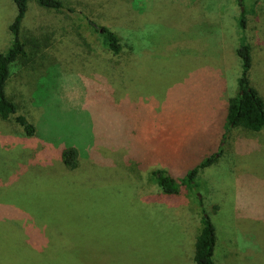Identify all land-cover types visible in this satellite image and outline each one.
I'll use <instances>...</instances> for the list:
<instances>
[{"label":"rangeland","instance_id":"obj_1","mask_svg":"<svg viewBox=\"0 0 264 264\" xmlns=\"http://www.w3.org/2000/svg\"><path fill=\"white\" fill-rule=\"evenodd\" d=\"M63 1L61 10L28 1L27 56L9 68L6 95L35 130L27 135L14 116L0 117V264L18 262L20 242L54 251L44 240L49 223L68 229L65 264H195L199 199L214 226V264H264V219L245 218L264 204L248 178L235 177L264 173V137L234 127L232 138L227 124L241 44L264 101V0ZM81 11L118 36L126 66L103 57L108 49ZM15 12L12 0H0V52ZM179 125L189 131L178 148L183 174L161 168L159 145L162 130ZM260 143L246 155L222 154ZM69 147L76 169L60 161ZM218 150L195 186L181 184ZM157 169L174 175L177 193L149 184Z\"/></svg>","mask_w":264,"mask_h":264},{"label":"trees","instance_id":"obj_2","mask_svg":"<svg viewBox=\"0 0 264 264\" xmlns=\"http://www.w3.org/2000/svg\"><path fill=\"white\" fill-rule=\"evenodd\" d=\"M15 5V15L8 25L10 33V45L6 50L0 52V117L9 119L14 116V121L24 129L27 135L34 133V126L22 114H17V104L13 102L5 92L6 81L9 76V68L13 61L17 58L27 56L26 43L22 39L21 29L24 23L29 0H12ZM37 3L47 9L61 10L67 8L63 0H36ZM71 10V8H69ZM83 16L91 24V27L101 37V43L106 46L108 53L103 57H107L113 67L117 65L126 66L128 61L123 57L121 44L118 36L109 28L98 23V21L88 17L85 12ZM239 24L245 27L243 12H241ZM248 44H241L237 49V54L241 59V72L237 79L236 95L229 98L227 106V124L230 127H241L253 132H259L264 129V101L259 92L250 84L249 70L251 67V52ZM222 150H218L204 158L198 165L191 168L182 178L181 184L193 187V182L198 170L206 167L214 162L221 154ZM77 150L73 147L66 148L61 152V161L66 168L74 169L77 167ZM153 178L166 194H175L178 192L179 183L173 179L163 169H157L151 173ZM198 215L201 227L194 241L193 260L195 264H214L212 255L214 247V226L210 218L205 214L201 206V199L198 200ZM57 227V229H55ZM68 233V229L61 227L57 223H49L46 228L45 235H52L47 240L55 246L54 251H49L41 244L32 245L30 247L25 242H20V249H17L16 264H65L64 258V242L63 236ZM35 256L38 257L35 258ZM34 259V260H32ZM69 261V260H67ZM12 264V263H11Z\"/></svg>","mask_w":264,"mask_h":264},{"label":"crops","instance_id":"obj_3","mask_svg":"<svg viewBox=\"0 0 264 264\" xmlns=\"http://www.w3.org/2000/svg\"><path fill=\"white\" fill-rule=\"evenodd\" d=\"M235 128L234 127L233 128L229 127L230 130L233 129L231 131V133H233V134H230L232 138H236L237 137L236 136V132H235ZM185 129L187 130V128H185ZM182 130H183V127L180 126V125H179L178 128H173V132H167L166 130H162L161 138H159L160 139L159 145H160L161 155H162V157H161L162 158V160H161V168H164L165 170H167V171H169L171 173L172 172L176 173V174H178L177 172H180V174H183L184 171H185L184 168L183 169H177L180 166L179 165L180 161H178L177 159L180 156L178 148L181 146L182 136H184L186 134H189L188 130L187 131H182ZM247 131H248V134L245 136L246 138H253V137L256 136V135H253L254 132L251 133L252 131L251 132H249V130H247ZM256 133H257V135H260V136L262 135L264 137V129H262L261 131L256 132ZM259 140H260V142H262L261 138H259ZM256 145L257 146L251 147L249 150H247L246 148L245 149H243L242 147L238 148V147H235V145L231 144V145L227 146V148L225 149V151H223L222 154H230L231 156H242L245 153V155H246L247 153H251V152H253V150H255L256 148L261 146V143L260 144H256ZM155 148H157V146ZM61 152H60V154H61ZM60 161H61V158H60ZM254 161H255L254 168H257V166L259 165L258 161H256V160H254ZM61 163H62V161H61ZM78 165H79V160H78V157H77V166ZM193 167H195V166H193ZM76 168H74V169H76ZM203 168H205V167H203ZM203 168H200L198 170V173L196 174L197 176L201 174V171L204 170ZM235 168L237 169L238 167L236 166ZM258 168H259V166H258ZM145 175H147L146 179H149L150 175H148V172L145 173ZM172 176H174V175L172 174ZM177 176H179V175H177ZM235 177L236 178L238 177L237 179H238L239 182L240 181H245L244 179L248 178V181L246 180V182H243V184H247V186L250 185V187L252 188V189H250L251 190L250 193L251 194L254 193L253 195H254V197H256V199H254V200H260L261 204H264V173L263 172H261V175H260V174H257V173L251 172V171H240V172H238L235 175ZM238 181L236 182L237 185L239 184ZM155 182L156 181L154 179V182L151 181L149 184L153 183V186L156 187ZM54 183L55 182L53 181V186H54ZM61 187H64V186L61 185ZM157 193H159V192H157V190H156L155 194L157 195ZM256 206H258V204H256ZM245 218H248V219H259V220L264 219V207L258 209L257 211L250 210L249 214H247ZM10 219H14V218H10Z\"/></svg>","mask_w":264,"mask_h":264}]
</instances>
